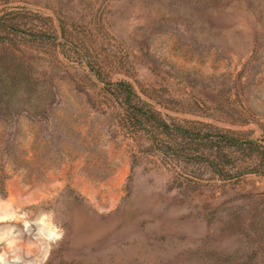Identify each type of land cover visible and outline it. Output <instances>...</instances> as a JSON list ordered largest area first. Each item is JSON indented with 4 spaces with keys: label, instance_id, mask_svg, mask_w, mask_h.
Returning a JSON list of instances; mask_svg holds the SVG:
<instances>
[{
    "label": "rangeland",
    "instance_id": "374dc122",
    "mask_svg": "<svg viewBox=\"0 0 264 264\" xmlns=\"http://www.w3.org/2000/svg\"><path fill=\"white\" fill-rule=\"evenodd\" d=\"M27 263L264 264V0H0V264Z\"/></svg>",
    "mask_w": 264,
    "mask_h": 264
},
{
    "label": "trees",
    "instance_id": "16d2710c",
    "mask_svg": "<svg viewBox=\"0 0 264 264\" xmlns=\"http://www.w3.org/2000/svg\"><path fill=\"white\" fill-rule=\"evenodd\" d=\"M121 87H123L122 89L126 92V101L129 107L128 112L131 115V120L134 122L135 125L139 126L140 128H144L145 126H147L148 123H150L153 115H150L149 110H144V105H140L137 102H134V99L132 98V94L128 86H124L121 84ZM157 127L162 130L170 129V125H168L167 123L159 124ZM174 131L177 135L183 137L186 135L188 136V134L190 133L187 129L177 125L174 126ZM208 142L213 146V144H217L219 141L210 140ZM226 143H228V145L231 147L236 145V141L230 138H227ZM213 148H215V146H213ZM213 166L217 171L221 172L223 171L225 165L223 164V162L221 163L220 160L218 161L217 156H215V164H213Z\"/></svg>",
    "mask_w": 264,
    "mask_h": 264
},
{
    "label": "bare ground",
    "instance_id": "6f19581e",
    "mask_svg": "<svg viewBox=\"0 0 264 264\" xmlns=\"http://www.w3.org/2000/svg\"><path fill=\"white\" fill-rule=\"evenodd\" d=\"M27 264H29V263H27Z\"/></svg>",
    "mask_w": 264,
    "mask_h": 264
}]
</instances>
